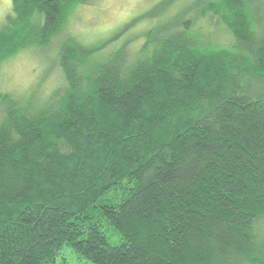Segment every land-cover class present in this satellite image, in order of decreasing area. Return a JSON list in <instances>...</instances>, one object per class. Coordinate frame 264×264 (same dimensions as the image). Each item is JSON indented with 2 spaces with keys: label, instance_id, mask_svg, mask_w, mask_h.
Returning a JSON list of instances; mask_svg holds the SVG:
<instances>
[{
  "label": "trees",
  "instance_id": "obj_1",
  "mask_svg": "<svg viewBox=\"0 0 264 264\" xmlns=\"http://www.w3.org/2000/svg\"><path fill=\"white\" fill-rule=\"evenodd\" d=\"M94 2L10 0L0 61L32 80L0 88V264L65 247L90 264H264V0H155L134 51L107 54L68 27Z\"/></svg>",
  "mask_w": 264,
  "mask_h": 264
},
{
  "label": "rangeland",
  "instance_id": "obj_2",
  "mask_svg": "<svg viewBox=\"0 0 264 264\" xmlns=\"http://www.w3.org/2000/svg\"><path fill=\"white\" fill-rule=\"evenodd\" d=\"M153 1L155 0H95L93 4L85 6L86 9L83 8L74 12L69 21L68 27L70 31L76 33L77 38L80 36L79 42L84 46L92 45L93 43L85 44L84 42L93 40L91 39V36H94L95 38H97V40H99V42L97 43L99 45L110 43L104 49V51H106L105 53L107 54L114 48L118 47L122 42H128V40L126 39L131 37V41L127 43L126 47L129 44L132 48L130 49V51H134L135 47H137V44L140 42V39L137 37L142 28L140 25L152 21L153 18H151L150 16L152 15L149 14V16L143 19L140 18L136 21H134V19L136 17L138 18V16L140 17L145 15L146 13L143 14L144 12L142 11H144L145 7H149L153 3ZM10 13V0H0V30L5 24L6 17L10 15ZM152 13H158V11H153ZM132 21L134 23H132ZM129 23H132V26H128L129 28L127 27V29L122 32L121 28L124 25L127 26L126 24ZM134 36H136L135 39H133ZM29 56L31 55L20 54L21 59H24L25 57V60L28 63L35 61L34 59H32V57L30 58ZM108 57H111L115 60V57L111 55L109 56V54ZM108 57L107 59H109ZM43 59L49 60V57H44ZM13 62L14 63H11L12 67L7 68V65L3 63V60L0 61V88H2L3 90L12 89L14 90L16 96L21 94L26 86H29V83L32 79H29L31 75H29L28 72H30L31 74V70L29 66L28 69L25 67L27 65L25 61H18V59H16ZM112 62L114 61L112 60ZM60 76L61 75L58 72H55L54 74H48L45 77L46 79H44V81L49 80L50 83L51 81L52 83H57L58 81H60ZM34 77L35 75L33 76V78ZM40 85L39 89L49 86L48 85L43 87L42 83ZM47 91L48 89L44 90V93H47ZM54 264L90 263L75 255L71 249L65 247L61 251Z\"/></svg>",
  "mask_w": 264,
  "mask_h": 264
}]
</instances>
